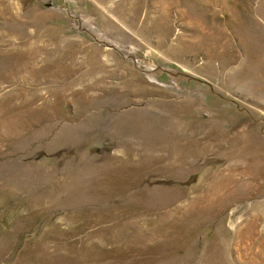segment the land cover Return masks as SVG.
<instances>
[{
	"label": "rangeland",
	"instance_id": "rangeland-1",
	"mask_svg": "<svg viewBox=\"0 0 264 264\" xmlns=\"http://www.w3.org/2000/svg\"><path fill=\"white\" fill-rule=\"evenodd\" d=\"M0 264H264V0H0Z\"/></svg>",
	"mask_w": 264,
	"mask_h": 264
}]
</instances>
